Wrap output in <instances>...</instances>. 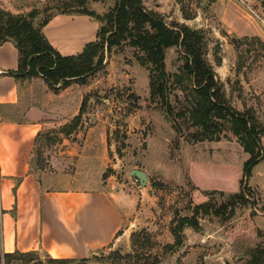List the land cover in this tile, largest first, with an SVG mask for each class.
I'll use <instances>...</instances> for the list:
<instances>
[{"label": "rangeland", "instance_id": "374dc122", "mask_svg": "<svg viewBox=\"0 0 264 264\" xmlns=\"http://www.w3.org/2000/svg\"><path fill=\"white\" fill-rule=\"evenodd\" d=\"M115 2L0 0V9L13 15L36 11L37 23L69 13L81 3L104 16ZM172 3V11L178 10L191 21L190 28L202 32L206 61L228 104L239 112L252 111L264 125V0ZM228 3L237 10L223 24L220 12ZM141 54L128 43L105 50L101 66L83 84L73 81L64 89L52 90L41 77L21 83L23 102L17 117L24 109H36L38 119L48 127L39 134L32 158V171H38L43 184L60 190L108 184L133 202L115 241L86 260L66 264H244L248 251L264 241V156L245 175L250 156L228 123L218 141L191 142L188 135L195 129L188 126L187 115L174 120L160 103L150 100L148 70L136 59ZM164 63L170 77L168 103L174 114L181 115L188 107L190 85L187 79L177 83L174 78L184 63L177 48L165 51ZM81 101L83 114L69 133L63 131ZM260 143L264 148V137ZM131 170L146 173L143 187L129 175ZM239 192L244 204L236 207L232 218L223 222L202 217L198 231H185L179 250L165 248L173 242L174 218L189 216L195 205L210 200L219 204ZM149 253H157L159 261H146ZM50 259L37 252L6 261L0 258V264H59Z\"/></svg>", "mask_w": 264, "mask_h": 264}, {"label": "trees", "instance_id": "16d2710c", "mask_svg": "<svg viewBox=\"0 0 264 264\" xmlns=\"http://www.w3.org/2000/svg\"><path fill=\"white\" fill-rule=\"evenodd\" d=\"M69 13L89 16L101 23V26L96 40L86 44L80 54L62 56L50 45L42 32L54 15L36 23V11L27 15H13L0 9V45L9 42L17 50L16 70L5 71L3 75L11 76L16 81L41 77L52 90L64 89L73 81L83 84L101 66L105 50L128 43L142 53L136 59L148 70L150 100L160 103L174 120L187 115L188 126L195 129L188 135L191 142L218 141L225 123H228L232 135L250 156L244 165L245 175L251 166L263 158L264 148L260 141L264 137V125L257 121L252 111L239 112L228 104L222 85L206 61V44L201 31L177 22L167 23L162 16L148 11L142 0H116L112 10L104 16L86 9L82 3ZM171 48H177L184 61L179 74L174 76L176 82L181 83L187 79L190 85L188 107L181 115L173 113L167 99L170 77L165 71L164 56L165 51ZM83 102L78 115L72 123L62 127L63 131L68 129L69 133L76 125L83 114ZM220 195L223 196L222 193ZM242 204L243 195L239 192L227 196L219 204L210 200L193 206L189 216L174 218L170 229L174 242L166 245V248L171 251L179 249L185 239L184 229L197 231L200 218L213 216L225 222L232 218L236 207ZM34 254L13 253L5 254L2 258L6 261L12 257H28ZM149 258L154 259V262L157 259L152 254L145 256L146 261ZM50 260L59 264L75 261ZM244 264H264V241L248 251V259Z\"/></svg>", "mask_w": 264, "mask_h": 264}, {"label": "crops", "instance_id": "0c3cea01", "mask_svg": "<svg viewBox=\"0 0 264 264\" xmlns=\"http://www.w3.org/2000/svg\"><path fill=\"white\" fill-rule=\"evenodd\" d=\"M142 4L169 23L190 27V20L172 11V0H142ZM236 10L233 3L223 5L221 22L227 24V16ZM98 29L99 22L89 16L59 13L42 32L60 55L74 56L96 40ZM16 68V48L9 42L0 45V258L39 252L52 259H85L115 241L133 202L113 185L60 190L43 184L38 171H32V158L39 134L48 127L36 109H24L17 117L25 81L3 75ZM186 230L192 229L185 228L184 235ZM152 255L159 261L157 253Z\"/></svg>", "mask_w": 264, "mask_h": 264}, {"label": "water", "instance_id": "95a60500", "mask_svg": "<svg viewBox=\"0 0 264 264\" xmlns=\"http://www.w3.org/2000/svg\"><path fill=\"white\" fill-rule=\"evenodd\" d=\"M129 175L134 177L139 182L140 187H143L146 184V182H147V175L143 171L131 170L129 172ZM223 264H228V262L224 261Z\"/></svg>", "mask_w": 264, "mask_h": 264}]
</instances>
